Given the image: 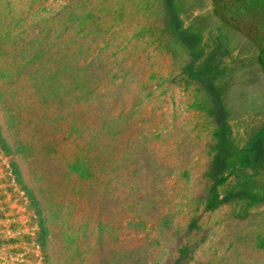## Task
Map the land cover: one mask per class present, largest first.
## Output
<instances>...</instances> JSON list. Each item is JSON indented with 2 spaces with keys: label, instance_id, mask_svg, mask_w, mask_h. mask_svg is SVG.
I'll use <instances>...</instances> for the list:
<instances>
[{
  "label": "rangeland",
  "instance_id": "obj_1",
  "mask_svg": "<svg viewBox=\"0 0 264 264\" xmlns=\"http://www.w3.org/2000/svg\"><path fill=\"white\" fill-rule=\"evenodd\" d=\"M262 136L264 0H0V264H264Z\"/></svg>",
  "mask_w": 264,
  "mask_h": 264
},
{
  "label": "trees",
  "instance_id": "obj_2",
  "mask_svg": "<svg viewBox=\"0 0 264 264\" xmlns=\"http://www.w3.org/2000/svg\"><path fill=\"white\" fill-rule=\"evenodd\" d=\"M224 144L225 143H223V141H220V145L222 146V152H220L217 155L216 160L214 161V164L210 169L212 176H215L216 173L219 171V166L221 165L223 158L228 154ZM263 146H264V136L258 138L256 143L252 144V147H251L252 156L250 157L251 161L252 160L255 161L256 158L258 157V155L261 154V152L263 150Z\"/></svg>",
  "mask_w": 264,
  "mask_h": 264
}]
</instances>
